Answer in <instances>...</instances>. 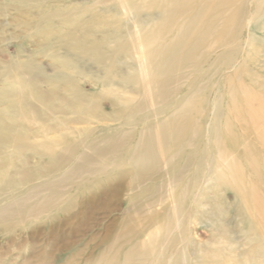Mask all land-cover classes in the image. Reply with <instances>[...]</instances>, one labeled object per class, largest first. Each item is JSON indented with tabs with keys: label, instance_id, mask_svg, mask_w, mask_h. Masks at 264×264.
<instances>
[{
	"label": "rangeland",
	"instance_id": "rangeland-1",
	"mask_svg": "<svg viewBox=\"0 0 264 264\" xmlns=\"http://www.w3.org/2000/svg\"><path fill=\"white\" fill-rule=\"evenodd\" d=\"M101 257L264 264V0H0V264Z\"/></svg>",
	"mask_w": 264,
	"mask_h": 264
},
{
	"label": "bare ground",
	"instance_id": "bare-ground-1",
	"mask_svg": "<svg viewBox=\"0 0 264 264\" xmlns=\"http://www.w3.org/2000/svg\"><path fill=\"white\" fill-rule=\"evenodd\" d=\"M203 1V0H202ZM204 4V3H203ZM228 5V4H227ZM220 7V6H219ZM226 9V8H225ZM235 15V14H234ZM243 15V14H242ZM235 19V18H234ZM241 22V21H240ZM161 24V23H160ZM230 28V27H229ZM203 32V31H202ZM235 32V31H234ZM204 36V35H203ZM143 37V36H142ZM170 37H172V36H170ZM202 39V38H201ZM220 39V38H219ZM206 40H208V39H206ZM209 41V40H208ZM216 41V40H215ZM156 42V41H155ZM195 43V42H194ZM198 43H201V42H198ZM159 44V43H158ZM196 44V43H195ZM140 45V44H139ZM138 45V46H139ZM185 45V44H184ZM214 45V44H213ZM211 46V45H210ZM208 47H209V45H208ZM175 48V47H174ZM157 49V48H156ZM151 52V51H150ZM162 52V51H161ZM169 52H170V50H169ZM173 53V52H172ZM185 53V52H184ZM191 54H193V53H191ZM202 54V53H201ZM176 55V54H175ZM194 55V54H193ZM189 56V55H188ZM184 57V56H183ZM187 57V56H186ZM190 57V56H189ZM194 57V56H193ZM196 58V57H195ZM186 59V58H185ZM193 59V58H192ZM172 61V60H171ZM176 61V60H175ZM191 62V61H190ZM155 64V63H154ZM196 65V64H195ZM192 67V66H191ZM168 69V68H167ZM151 70V69H150ZM178 71V70H177ZM212 72V71H211ZM207 73V72H206ZM155 76V75H154ZM152 77V76H151ZM153 80V79H152ZM174 80V79H173ZM154 81V80H153ZM202 81V80H201ZM170 88V87H169ZM199 89V88H198ZM252 89H253V87H252ZM196 91V90H195ZM257 93V92H256ZM154 100V99H153ZM192 103V102H191ZM141 108V107H140ZM158 128V127H157ZM163 136V135H162ZM169 139H170V137H169ZM156 143L157 145H159V146H161L162 147V144H161V140H160V133H159V129H157V131L154 133L153 132V130L151 129V128H148L143 134H142V136H141V139H140V144L141 145H144V144H146V146L145 147H143V151H145V152H139L138 151V154L136 155L137 156V158H138V160H139V164H138V166H139V168H143L144 166H142V164H144L145 162H144V157L146 156H148V155H146L147 154V152L150 150V149H148V147L151 145V143ZM122 144V143H121ZM120 149V148H119ZM149 157V156H148ZM151 157V156H150ZM148 159V158H147ZM152 159H154V158H152ZM132 160V159H131ZM133 161V160H132ZM149 161V160H148ZM156 161V160H155ZM131 162V161H130ZM105 164V163H104ZM154 173V172H153ZM206 178V177H205ZM205 183H207V181L205 182ZM204 183V184H205ZM258 193V192H257ZM40 215V214H39ZM161 224V223H160ZM163 232H165V233H167V229L165 230H162ZM158 234H156L155 236H154V234H150L149 233V240L151 241L153 238H154V240H155V238H156V236H157ZM221 239V238H220ZM222 240V239H221ZM141 245H143V244H141ZM231 245V244H230ZM229 246V245H228ZM231 247V246H230ZM154 248V247H153ZM157 249V248H156ZM129 255V253L127 254V256ZM224 255V254H223ZM126 256V258H128ZM184 259V258H183ZM229 259H230V257H229ZM110 260H112V259H110ZM100 261H105V259L103 258V257H101V258H99L98 259V262L96 263V264H102ZM126 262L127 261H124V263L123 264H126ZM86 264H88V263H86ZM186 264V263H185Z\"/></svg>",
	"mask_w": 264,
	"mask_h": 264
}]
</instances>
